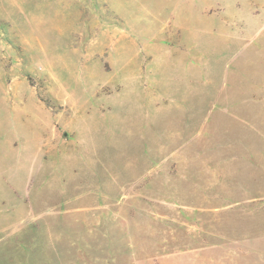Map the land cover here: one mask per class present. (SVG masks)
Wrapping results in <instances>:
<instances>
[{"label":"rangeland","instance_id":"374dc122","mask_svg":"<svg viewBox=\"0 0 264 264\" xmlns=\"http://www.w3.org/2000/svg\"><path fill=\"white\" fill-rule=\"evenodd\" d=\"M0 264H264V0H0Z\"/></svg>","mask_w":264,"mask_h":264}]
</instances>
